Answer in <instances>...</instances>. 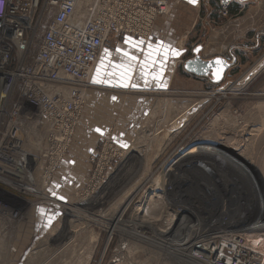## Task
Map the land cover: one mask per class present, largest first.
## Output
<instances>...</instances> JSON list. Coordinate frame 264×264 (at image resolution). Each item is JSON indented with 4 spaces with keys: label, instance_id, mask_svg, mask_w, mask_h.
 <instances>
[{
    "label": "rangeland",
    "instance_id": "obj_1",
    "mask_svg": "<svg viewBox=\"0 0 264 264\" xmlns=\"http://www.w3.org/2000/svg\"><path fill=\"white\" fill-rule=\"evenodd\" d=\"M220 2L197 0L193 5L188 0H172L170 14L156 21L147 40L111 39L92 74L87 103L89 119L83 132L85 141L80 145L88 152L101 150L109 141L117 149L120 157L104 185L108 187L89 185L91 173L87 181L78 177L85 185L67 197L68 203L63 208L56 206L57 209L52 206L56 191L51 185L43 189L47 198L42 194L44 200L27 211L23 237L17 239L14 229L4 230L0 222V240L7 243L0 264H182L183 259L177 255L189 257L178 238L172 237L160 246L144 238L141 243L135 242L131 236L125 238L122 234L133 233L132 223L140 222L151 203L161 207L164 203L171 211L177 209L172 212L179 217L185 214L178 212L180 208L190 214L191 221H174L173 216L168 220L171 225L179 224L177 231L182 240L192 239L190 235L198 233L200 226H206L200 235L241 232L244 219L238 221L240 224L233 225V221L251 214L252 203L259 199L256 183L248 177L243 163L240 165L234 159L232 164L224 156L205 151L207 146L203 143L231 146L232 142L219 137L228 138L227 135L235 133L234 122L240 127L236 131L247 137L264 121V69L242 88L229 91L264 57V46L237 50L240 52L232 56H237L240 64L228 70L219 85L192 78L184 69L198 46L209 50L208 58L218 55L229 58L233 47L249 44L236 38L242 26L233 23L227 26L231 29L227 34L217 31L221 40L209 47V41H214L213 30L222 27L227 30L229 16ZM161 45L180 53L174 56L170 51L163 69L162 55L155 56L154 64L148 58L149 51ZM128 68L129 78L123 79L122 73ZM154 76L158 78L153 79ZM93 79L97 82L93 83ZM260 152V148L251 147L242 158L258 169L255 159ZM202 160L210 167L200 165ZM155 189L157 194L153 192ZM84 202L90 204L84 206ZM65 206L74 212H67ZM220 217L222 221L218 220ZM118 218L123 219L124 227L122 232L112 235L110 220ZM138 231L147 238H155L151 228ZM255 233L262 234H246ZM17 240L23 243L22 255L12 251L19 243ZM128 242L143 249L129 253ZM169 252L173 256H168ZM202 262H206L203 257L198 263Z\"/></svg>",
    "mask_w": 264,
    "mask_h": 264
},
{
    "label": "built area",
    "instance_id": "obj_2",
    "mask_svg": "<svg viewBox=\"0 0 264 264\" xmlns=\"http://www.w3.org/2000/svg\"><path fill=\"white\" fill-rule=\"evenodd\" d=\"M230 3L220 2L226 14ZM171 5L172 0H0L4 230L17 227L44 200L42 190L50 188L82 124L92 74L105 47L115 37L147 40ZM118 157L106 141L90 159L89 185L107 184ZM222 253L232 264H264L247 249Z\"/></svg>",
    "mask_w": 264,
    "mask_h": 264
},
{
    "label": "bare ground",
    "instance_id": "obj_3",
    "mask_svg": "<svg viewBox=\"0 0 264 264\" xmlns=\"http://www.w3.org/2000/svg\"><path fill=\"white\" fill-rule=\"evenodd\" d=\"M263 69H264V57L254 66V68L250 69L246 73V75L243 76V78L238 83H236L232 87V89L229 91H233L235 89L238 90L239 88H242L247 83H249ZM233 128H234L233 132H235V133H233L231 135L229 134L230 136L227 135L228 138H225L223 136L219 137V138H221V140L223 139L226 142H229V143L232 142L231 146L229 144L228 147H225V146H222L221 144H219V145L215 144L214 142H213V144H210L211 142H208V141L203 143L204 144L203 146H207L204 149L205 151H209V152H213V153L215 152L216 155H219L221 157L224 156L222 158H226L232 164L235 162L234 159L239 161L240 165L243 163L246 166L245 169L247 171L248 177L251 178L252 180H254L256 183V187H255V188H257L256 196L259 199H257V201L252 203V205H251L252 209L250 210L251 214L246 216V217H243V218L237 217V219H235L236 222L233 221V225L236 223L240 224L238 221H240L241 219L242 220L244 219L243 223H245V226H241L239 228V230L243 233L240 232L239 234L238 233L234 234V232H233V233H230L231 235L225 236L226 234H229V233L224 232L225 234L222 233V235H215L216 233L210 232L208 235L207 234L206 235H204V234L200 235L199 232L202 231V227L206 228V226H200L199 230H198L199 234L198 233H192V235H190V237L191 236L193 237L192 239L189 238L187 241L182 240L180 238L181 233L179 231H177V229L180 228L179 224H172L171 225V223H169V221H171L170 218L172 216L174 218V221H178V222L179 221H185V222L191 221L192 217L190 218V214L186 213L182 209V211L185 214H184V216L179 217L180 215L177 216V215L173 214V212L168 207H166V205H164V203H163V207L158 206V204L151 203L152 205L150 206V209H147L148 214L146 213V215H144L141 218L140 222L132 223L131 227H132V229L134 228L133 233L122 232L121 230L124 227V226H122L124 224V221H123V219L118 218L116 220L115 219L110 220L111 225H109V227L112 230L111 234L113 235L115 232H118V233L122 232V234L124 235L125 238L128 236H131L135 242L141 243L143 241V238H144L147 241H150L151 243L158 244L160 246L166 245L168 243V240H171L172 237H174L175 239L178 238L180 244L185 245V247L187 249L186 252H188V257L192 260L191 261L185 255H177L181 259H183L182 264H199L198 262L200 261L201 257H203L206 260V262H202L204 264H222V263H218V262H223V264H232V261H229L227 259H222L223 258L222 250L225 248H232L238 252L242 248L247 249V250H250L253 254L257 253L259 256H262V258L264 260V233H263L264 232V170H263V167H264V121L259 126H256L255 130L250 131V134H248L249 137L248 136L245 137L244 135L242 136V135H240V132L238 133L236 131L237 129L240 128L237 125V122H234ZM245 134H246V132H245ZM209 145H213V146H216L219 148H210ZM254 146L258 147V149L259 148L261 149V152L259 153L257 158L255 156V158H256L255 162H256V164L259 165L258 169H257L256 165H254L252 162H248L246 159L242 158V156H245V153L247 152V150L248 149L250 150V148L251 147L253 148ZM258 151H260V150H258ZM199 153H200V151H199ZM130 157L132 158L134 156L131 155ZM201 162L202 163H200V165H205L207 167H210V164L203 163V160ZM125 164H123L121 167H124ZM118 172H120V171H118ZM218 177H220V178H218V180H220L221 176H218ZM107 187L108 186H104L103 189H106ZM153 192H154V194H157V189H155ZM167 193H169V192H167ZM92 202H94V200H92ZM88 204H90V203H88V202L82 203V205H84V206H87ZM66 209H68L67 212H74L69 208H66ZM248 211H249V209H248ZM218 220L222 221L221 217ZM248 220H249V222H248ZM139 228L140 229L151 228L154 235H155V238H147L144 235L140 234V232L138 231ZM212 228H214V226ZM209 231L210 230L208 229L207 232H209ZM204 232L205 231H203V233ZM251 232H262V234H256V233L253 235L246 234V233H251ZM162 239H165L167 242L163 241ZM216 243L220 244V246H216ZM6 245H7V243L5 240H3V239L0 240V259L3 257V255H5ZM127 247H128L129 253L131 251H133L134 249H137V248H139L141 250L143 249V247L138 246V245L132 246V242H128ZM123 249L125 250V248H123ZM167 255L173 256L170 252ZM118 262H120V260ZM118 264H121V263H118Z\"/></svg>",
    "mask_w": 264,
    "mask_h": 264
},
{
    "label": "crops",
    "instance_id": "obj_4",
    "mask_svg": "<svg viewBox=\"0 0 264 264\" xmlns=\"http://www.w3.org/2000/svg\"><path fill=\"white\" fill-rule=\"evenodd\" d=\"M228 16H229V20H228L226 27L229 24L232 25L233 23L240 24V26H242V29L238 31L241 32V34L239 33V35H236V38H241L243 41L249 42V44H242V45H237L238 47H233L232 51L229 52V58L226 57L225 55H218V56L208 58L209 50H207L203 46H198V47H202V51L200 52V57L203 60L209 61L217 57L218 58L221 57V58L226 59L228 62L232 63L233 64L232 68H233L234 66H237L238 64H240L239 58L237 56L235 57L232 56L236 52L237 53L240 52L237 50H241V51H248L249 49L256 50L257 48L264 46V0H258V1L232 0L230 3ZM222 28L213 30L214 33H212L211 39L212 40L214 39V41L212 42L209 41L210 48H212L211 44L213 42L219 44L218 40H221V37L217 35V31H220L218 34H222V33L227 34V32L231 30L228 27L226 28L227 30H224L225 28L224 29ZM232 34L233 33H230L229 36L232 37ZM124 38L127 39L129 37H124ZM194 57L195 55L193 56V58ZM191 59H187V61ZM185 73L187 72L185 71ZM188 75L191 76L192 78H196V79L203 78L205 80L207 79L208 81H212L211 77H198L192 74H188ZM89 108L90 106L88 107V104H87L84 114H83L82 124L76 131L71 149L66 155L60 169L58 170L57 175L55 176V178L53 179L51 183V189L53 191H56L54 195L55 197L52 196V198L54 199L52 200V203L55 204L52 206H54L55 209H57L56 206H60V208H63V204L66 205L68 203L66 201L67 197H69L70 194L78 193L79 192L78 190L85 185V181L83 180H85L92 171V165H91L90 159L91 157L95 156L99 152V150L97 149L93 151L85 152L82 150L83 146H80L85 141V136L83 132L85 130L84 128H86V124H87L86 122H88V119H89L88 118L89 113H90ZM81 130H82V133L80 132ZM78 147L80 148V150L77 149ZM78 177L80 178L84 177V179L81 180ZM83 182L84 184L80 186V184H82ZM58 196L64 197V198L60 199ZM67 210L68 209H66V211ZM27 216H25L23 221L19 225H17V227H15L13 230L15 232L14 233L15 236L17 235L16 236L17 239L20 237H23L25 235L24 233H26L24 230V223H25V218ZM36 232L38 231H33L32 233H36ZM22 248H23V243L19 242L17 246L12 248V251L16 255H19V254L22 255L24 253V249L23 251H21Z\"/></svg>",
    "mask_w": 264,
    "mask_h": 264
},
{
    "label": "water",
    "instance_id": "obj_5",
    "mask_svg": "<svg viewBox=\"0 0 264 264\" xmlns=\"http://www.w3.org/2000/svg\"><path fill=\"white\" fill-rule=\"evenodd\" d=\"M201 51L202 47H198L197 49H195V57L187 61L184 65L185 71L188 74H192L198 77H211L212 82L215 85L221 84L225 79L226 73L232 68L233 64L221 57L205 61L200 57ZM218 60L221 61L220 64H217Z\"/></svg>",
    "mask_w": 264,
    "mask_h": 264
},
{
    "label": "snow or ice",
    "instance_id": "obj_6",
    "mask_svg": "<svg viewBox=\"0 0 264 264\" xmlns=\"http://www.w3.org/2000/svg\"><path fill=\"white\" fill-rule=\"evenodd\" d=\"M188 2L190 4H193L195 5L197 3V0H188ZM117 51H120L119 49ZM171 51V54L174 55V56H179L180 53L177 52L176 50L172 49L171 46H168V47H164L163 45L159 46L157 49H151L148 53V58L151 60V62L154 64L155 63V56L157 55H162L163 56V59L161 60L160 62V67L161 69L164 68L165 66V61L167 60V57H168V54L169 52ZM125 56H128V53H124ZM129 59L131 60H135L136 58L135 57H129ZM221 61H217V64H220ZM123 67V66H122ZM131 71L130 68L126 69L124 73H122V78L123 79H128L129 76H128V73ZM97 75H99V71L97 72ZM158 77L154 76L153 79H157ZM97 80L96 79H93V83H96ZM123 86H127L126 84L123 85ZM97 131L99 132L100 130L97 129ZM122 147H126V145H121ZM55 195V193H53ZM60 199H63V197H59ZM51 224V218L49 219V225Z\"/></svg>",
    "mask_w": 264,
    "mask_h": 264
},
{
    "label": "trees",
    "instance_id": "obj_7",
    "mask_svg": "<svg viewBox=\"0 0 264 264\" xmlns=\"http://www.w3.org/2000/svg\"><path fill=\"white\" fill-rule=\"evenodd\" d=\"M215 18V17H214Z\"/></svg>",
    "mask_w": 264,
    "mask_h": 264
}]
</instances>
